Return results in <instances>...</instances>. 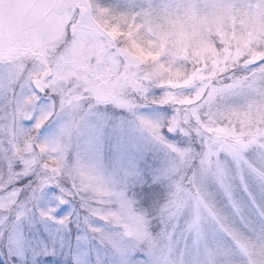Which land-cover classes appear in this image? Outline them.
Returning <instances> with one entry per match:
<instances>
[{"label":"snow or ice","instance_id":"snow-or-ice-1","mask_svg":"<svg viewBox=\"0 0 264 264\" xmlns=\"http://www.w3.org/2000/svg\"><path fill=\"white\" fill-rule=\"evenodd\" d=\"M101 106L168 154L154 213L126 190L134 170L69 155ZM257 185L264 200V0H0L3 264H61L36 260L57 243L64 264H264Z\"/></svg>","mask_w":264,"mask_h":264},{"label":"rangeland","instance_id":"rangeland-1","mask_svg":"<svg viewBox=\"0 0 264 264\" xmlns=\"http://www.w3.org/2000/svg\"><path fill=\"white\" fill-rule=\"evenodd\" d=\"M171 111L167 106L143 105L139 109V114L153 119H160L164 116H170ZM47 127L49 128V133H44L45 135H49L57 125L51 123ZM90 127H101L103 129L102 137L97 139L92 135L88 131ZM166 136L169 141H174L181 147L188 146L186 138H181L185 139V141H180L178 135L166 133ZM69 155L73 161L78 157L98 159L106 173H121L122 169L130 168L134 170L135 178L130 179L127 183L126 190L128 194L134 197L141 207L152 213L156 211L158 203L163 202L164 189L160 185L155 184L153 178L167 166L169 160L168 154L163 147L151 143L136 130L134 118L131 113L122 109L113 108L112 106H107L105 110L101 106L100 112L93 113L89 118L84 129H82V134L73 138ZM117 178L120 179L121 176ZM153 188L159 193L156 198L158 203L146 204L145 191ZM259 194L260 190L258 193L255 191L254 202L258 205L264 203V200L261 199ZM241 195L242 193L236 190L235 196L238 200L241 199ZM248 211L252 213L254 209L252 211L248 206ZM95 224L96 226H103V222L99 220H96ZM152 231L154 234L160 232L161 226L154 224ZM83 235L84 227L81 223L79 229L74 231L70 237L73 253L76 252L78 247L77 238L83 237ZM87 250L88 247L85 245V251ZM0 257L3 260V257ZM101 257L108 259L109 264H111V258L105 257L103 252H101ZM92 258H96L95 247L92 248ZM49 259L59 260L61 264H64V261L71 259L69 248L64 246L63 251H61V246L57 243L56 254L54 256L39 255L36 257L37 261H46Z\"/></svg>","mask_w":264,"mask_h":264},{"label":"trees","instance_id":"trees-1","mask_svg":"<svg viewBox=\"0 0 264 264\" xmlns=\"http://www.w3.org/2000/svg\"><path fill=\"white\" fill-rule=\"evenodd\" d=\"M179 139H180V141H185V139H181V138H179ZM255 191H256L257 193L259 192V190H258V186H256ZM259 195H260V194H259ZM260 196H261V195H260ZM241 197H242V195H241ZM245 199H247V198L245 197ZM249 209L253 211V209L250 207V205H249ZM0 264H3V260H1V257H0Z\"/></svg>","mask_w":264,"mask_h":264}]
</instances>
